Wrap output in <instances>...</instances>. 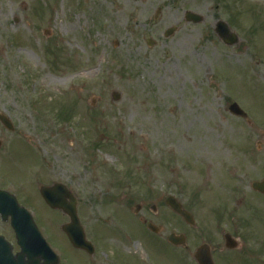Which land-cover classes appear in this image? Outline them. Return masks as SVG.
I'll return each instance as SVG.
<instances>
[{"label":"rangeland","instance_id":"obj_1","mask_svg":"<svg viewBox=\"0 0 264 264\" xmlns=\"http://www.w3.org/2000/svg\"><path fill=\"white\" fill-rule=\"evenodd\" d=\"M146 1L0 0V110L15 126L13 135L0 127V162L18 158L30 172L81 178L85 223L109 243L102 262L114 249L119 264H193L189 254L212 225L210 207L187 227L158 201L176 195L180 175L192 177L180 173L182 163L219 160V142L241 122L226 112L230 100L264 131V0ZM185 12L202 21L186 22ZM219 21L237 44L219 39ZM170 27L175 34L163 38ZM16 170L11 164L0 173ZM140 201L148 205L134 216ZM139 217L162 233H149ZM261 223L247 226L242 249L215 254V264H264ZM49 226L38 227L51 244ZM171 232L186 235L188 253L160 249ZM0 236L18 251L8 224L0 222Z\"/></svg>","mask_w":264,"mask_h":264},{"label":"flooded vegetation","instance_id":"obj_2","mask_svg":"<svg viewBox=\"0 0 264 264\" xmlns=\"http://www.w3.org/2000/svg\"><path fill=\"white\" fill-rule=\"evenodd\" d=\"M259 79H263L264 83V77L260 75ZM234 101L239 103L237 100ZM234 101L230 100L225 110L241 122L236 125L237 129L231 130V135L219 142L217 153L219 160L213 163L206 156L204 158L207 159L206 162L196 158L193 161H187L188 163H182L180 173L183 175L193 173V175L190 180L180 175L176 182V195H174L182 210L192 215L194 212L199 213L202 207L207 209L210 207L212 212L209 211L208 216L212 225L209 226L207 238L202 243L209 245L212 256L217 253L232 254L237 251L226 250V240H229L237 249L239 247L242 249L245 245V234L248 232L247 226L250 224V227L257 229L263 220L260 229L264 231V195L252 188L253 182L264 180V131L260 128L259 122H256L240 103L239 106L246 114L232 115L231 106ZM250 130L257 136L261 135V138L253 139ZM204 148L205 151H209L208 146ZM14 164H18L20 170L0 173V192H6L11 197H4V199L1 197V200L28 212L37 226L40 223L50 225L48 229L55 236L54 243H51L50 247L58 255L59 264H119L121 256L114 249L110 251V261L102 262L101 256L107 255L109 243L85 223L86 217L83 214V203L79 195V192H84L81 189L83 186L81 178L74 180L66 171L62 175L58 174L60 177L51 172L43 174L23 172L29 165L21 160H16ZM8 174H16L17 177L9 181L5 179ZM56 184H61L63 187L53 188ZM42 187L50 188L48 199L55 204L64 206L67 210L74 206L79 223L84 227L86 240L92 245L90 252L77 250L71 246L61 231V227L69 223L70 218L62 210L48 207L40 193ZM170 195L173 194H168L164 199L160 198L158 203L162 201L165 205V200ZM139 205L143 212L148 204L140 201ZM165 209L169 210L167 207ZM260 214L262 220L259 218ZM10 218L11 215H8L7 221L3 222L0 217V222L10 227ZM257 220L259 223L256 222ZM188 233H190L189 230ZM199 235L204 237V231L199 232ZM159 240L160 249L166 251L168 246L166 238ZM172 249L178 256L188 253L186 252L188 248L172 247ZM189 257H191L190 254Z\"/></svg>","mask_w":264,"mask_h":264},{"label":"water","instance_id":"obj_3","mask_svg":"<svg viewBox=\"0 0 264 264\" xmlns=\"http://www.w3.org/2000/svg\"><path fill=\"white\" fill-rule=\"evenodd\" d=\"M186 21L192 22V23H199L202 21V19L201 17L193 13L187 12ZM219 25L221 29L217 31L218 36L223 40L224 43L228 45L234 44V42L236 41L235 36L229 32V29L227 28L225 24L220 23ZM175 31L176 29L174 27L167 29L166 32L164 33V37L168 38L172 36ZM147 45L151 47L154 45V43L151 40H147ZM120 97H121L120 94L117 92H113L111 95V99L113 101H118ZM233 107L236 110L235 113L238 114L237 113L238 108L236 106H233ZM0 123L8 130L13 129L9 120L2 115H0ZM253 187L257 191L264 193V182L255 183ZM41 193L43 195L45 194L43 189L41 190ZM50 204H52V207L54 208H61L65 210V212H67L69 216H71V219H72L71 224L63 226L62 230L69 237V240L71 241L73 246L77 248H86L84 234H83L82 229L78 227V220L74 213V208H72V210H66V208H64L63 206L55 205L53 203H50ZM167 204L169 208L176 214L180 215L184 219L185 222H187L190 225L193 224L191 216L183 212L180 209V206L177 203H175L172 198H169L167 200ZM3 212L6 213L8 212V210L5 208L3 209L2 206L0 205V213L2 214V218L6 220L5 215H3L4 214ZM11 226L15 232L17 243L21 246V248L23 249V247H34V250H36V252L34 256H31V257L29 256L26 262L23 259L24 257L20 255L13 256L11 254V247L2 238H0V264H39V262L42 260L44 261L43 264H49L50 262L49 260L54 255L49 250L44 240L41 238V235L39 234L35 226L29 222V219L25 218L23 220L22 218L14 217L12 218ZM147 227L153 233L159 232V229L153 226L152 224H149ZM168 241L175 246L184 244L183 236H175L173 234H171L168 237ZM23 250L26 251L25 249ZM24 253H27V252H24ZM194 259L196 260L198 264H213L209 250L207 249V246L205 245L197 249L194 255ZM56 263L57 262L52 263V264H56Z\"/></svg>","mask_w":264,"mask_h":264},{"label":"bare ground","instance_id":"obj_4","mask_svg":"<svg viewBox=\"0 0 264 264\" xmlns=\"http://www.w3.org/2000/svg\"><path fill=\"white\" fill-rule=\"evenodd\" d=\"M139 2H141V3H143V2H147L146 0H139ZM140 15H141V12H138V15H137V17H140ZM137 20V19H136ZM74 158H80L81 157V155H80V153H75L74 155H72ZM106 161H108V159L106 158L105 159Z\"/></svg>","mask_w":264,"mask_h":264}]
</instances>
